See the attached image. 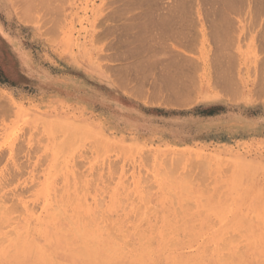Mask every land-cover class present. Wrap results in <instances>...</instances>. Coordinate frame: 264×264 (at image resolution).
<instances>
[{
    "label": "rangeland",
    "instance_id": "obj_1",
    "mask_svg": "<svg viewBox=\"0 0 264 264\" xmlns=\"http://www.w3.org/2000/svg\"><path fill=\"white\" fill-rule=\"evenodd\" d=\"M128 1L0 0V46H9L7 47L9 59L17 60L23 56L24 61L21 60L23 62L19 63L28 65L25 66L26 68H19L22 75L21 85L14 86L16 78L4 71L5 62L0 50V101L2 100L0 107L4 106L3 109L0 108V207H2L0 208V264H100L103 256L116 257L119 254L116 257H119L117 264H137L139 260L138 264L153 262L155 264H196L197 262L228 264L229 260H231L229 264H264V220L262 221L264 219V12L258 9H252V11L256 10L252 12L250 10L252 6L245 5L248 2L239 1L237 6L244 8L241 7L243 10H240V13L237 10L241 8L230 13L233 18L229 17L233 19V23L229 28L218 24L216 18H221V15L217 16L215 10H212L215 11V16L208 12V15L189 17L191 23L187 24L185 30H190L193 44L202 43L204 49L213 57L223 44L230 55L239 57V63H188L185 64L188 70L184 64L180 66H185V70L178 66L179 64H168L163 68L159 67L162 64L109 65L104 60L105 8L110 9L120 5L126 7ZM192 1L191 7L195 5L193 6L195 8L204 6L209 8V4L215 2L209 0L211 3L208 4L204 3L206 0L200 3L198 0L193 3ZM211 6L210 10L214 9ZM217 13L219 14V11ZM214 28H217L219 33L228 31L229 34L227 32L225 38L230 36L231 39L227 38L230 41L217 38V33L214 32L218 30ZM217 39L221 43L217 42ZM15 48L22 55H18ZM110 67H122L121 76L123 81L127 82L126 85L152 83L153 80L160 84L159 81L163 82L161 79L164 77L163 72L168 68L166 72L173 74L177 82L182 78L188 80L191 95L182 96L183 98L177 94L172 95L173 97L170 98L176 100V106L185 105V107L176 108L173 112H164L165 106L162 105H165L168 97L166 87L161 86V91L157 90L160 94L156 92L150 100L146 96L148 93L146 88L141 90L138 88L137 91L128 87L123 90H110L104 79L105 69L110 70ZM158 74L161 76L159 77ZM176 74L180 75L176 76ZM156 76L159 78L156 79ZM116 105H121L126 110L120 121L108 112ZM119 123L120 126L117 125ZM99 148H102L101 151ZM166 160L170 163L167 164ZM224 168L228 169L227 172ZM162 169L164 173L171 172L169 178L166 176L168 174H160ZM171 170L174 173L173 182L170 179L173 175ZM76 171L81 173L80 179L77 178L80 173L76 175ZM186 175L191 176V181L187 180L189 176ZM183 176L187 178L184 179ZM142 178L144 181L146 179V182L149 180L148 189L145 188L147 184ZM92 180L95 182L92 183ZM68 181L71 182L70 185ZM78 186L83 190L79 189V192ZM143 189L148 191L144 193ZM168 190L173 191L175 196ZM7 192L9 194H6ZM215 193L217 195L214 196ZM71 194L75 197H71ZM172 195L176 198L175 202ZM86 196L91 199L87 200ZM96 198L104 201L98 200L100 202L98 203ZM73 199L76 201L73 202ZM80 199H83L85 207ZM101 203H104L102 208L101 205L99 206ZM134 204L138 208L144 206L145 212H142L145 215L150 211L147 218L139 213L142 208L139 210L136 208L138 212H135L140 214L138 215L140 217L133 215ZM7 205L13 208L20 207L23 210L11 211L10 207L11 212L8 213ZM154 206L157 211L154 210ZM95 207L96 211L100 210L97 211L99 216ZM147 207L149 210L146 212ZM176 207L182 213L178 212ZM59 208L65 214L64 218L68 215L71 220L69 222L76 228L80 238L77 237L74 227L66 221L68 218H63ZM136 209L134 211H137ZM76 211L83 213L80 218L78 213L73 217ZM102 211L111 218L110 227L117 221L115 224L117 228L105 231L107 228L104 229V225L110 219L105 216L100 224L103 226L102 230L99 226L103 218L100 214ZM227 211H230L231 215ZM55 212H60L62 216L59 217ZM221 212L224 213L223 216ZM128 214L133 216L130 217ZM82 215L87 216L90 221L87 219L82 221ZM135 218H138V221H135ZM126 219L128 220L122 224ZM176 219L181 220L176 221ZM139 221L142 222L137 226ZM92 222L95 225L91 224V227H87V224L90 225ZM132 223L136 225L133 226ZM27 225L28 228L32 227L29 228L31 232ZM7 226L9 227L6 230ZM176 226L180 227L179 230ZM145 229L148 230V234ZM8 230L11 234L7 233ZM110 231L112 233L115 231L118 236L125 235L126 238L121 237L123 241H120L118 240L120 237L111 235L113 240ZM164 231L167 233L164 234ZM185 232L191 233L192 236L185 235ZM224 233L226 235L221 236ZM19 236L23 238L21 241ZM96 236L103 238L94 239L93 237ZM232 236L238 241L235 242ZM2 237H4L3 241ZM224 237L231 238L230 243L233 244L227 246L228 239H223ZM8 238L11 240L9 241ZM150 238L153 240L151 247L147 245L151 241ZM86 239L92 242L88 243L92 250L94 247L96 252L100 253L101 260L93 263L84 255L85 251L91 250L87 243L84 244V241L87 242ZM173 239H176L177 243L181 240L179 246ZM221 240H226L224 241L226 243ZM18 241L22 244H18ZM124 241H128L129 245L127 242L124 245ZM145 241L148 243L146 244ZM169 241H172L170 243L172 246ZM35 242L40 246L37 247ZM114 242L115 248L113 247L115 245H112ZM239 242L243 243L239 244ZM165 243L167 245L163 246ZM220 243L227 248L224 246L223 249L220 248L222 246ZM81 245L85 246L83 247L85 251L81 249ZM123 245L126 252L118 254L123 251L121 248ZM206 245L210 247L206 249L208 252H204ZM187 249L189 251H186ZM238 249H242L243 254L240 251L239 253ZM10 250L12 253L9 252ZM131 250L134 255L130 254ZM168 250L173 251L168 252ZM236 251L239 256L238 253L237 256L235 255ZM43 252L47 258H44ZM137 252L141 255L139 256ZM223 252H226L225 255L229 253L227 257L231 255L234 260L229 257L225 263L226 256L222 254ZM51 253L54 254L52 259ZM240 254L243 256L240 257ZM132 255L135 257H131ZM46 259L47 262L44 263Z\"/></svg>",
    "mask_w": 264,
    "mask_h": 264
},
{
    "label": "crops",
    "instance_id": "obj_2",
    "mask_svg": "<svg viewBox=\"0 0 264 264\" xmlns=\"http://www.w3.org/2000/svg\"><path fill=\"white\" fill-rule=\"evenodd\" d=\"M138 1H136V0H129L127 2L126 7H123V6L120 5L118 7H114V8H110V9L105 8V23H104V60H105V63L106 64H109V65H122V64H135V63L138 64L139 62H141L143 65L144 64H147V63L148 64H159V62L162 63V60L163 61L166 60L165 62L172 61V64H173V62H174V64H176L177 62H178L177 64H180V63H182V64H188V63H193L194 62L193 60H195V61L198 60L197 63H200V64H203V63H212V62H215V63H219L220 62V63H222L223 60H224L223 63H239L240 62V59H239L238 56L231 55L232 56L231 57L229 55L230 53L226 51L227 49L225 48V46L223 44H222L223 46H221V48H220V51L217 52L219 54V55H216L217 57L216 56L213 57V55H211L207 50H205L204 47H203V45H202V43L193 44L192 37H191V33H188L189 31H187V30L185 31V27L187 26V24L191 23V18H189V17H191V16H199V15H203V14L204 15H208V11L206 12V10H207L206 8L205 9H203V8H200L199 9L198 8V10H197V8L191 7V3H190L191 1L190 0H187V1L186 0H179V2H178V0H160V1L159 0H157V1L155 0L156 3H154V0H148L149 2H147L146 0H145L146 1L145 2L143 0L142 1L143 3H141V0H138ZM174 1L176 3H174ZM180 1H183V2H180ZM184 1H186V2H189L190 1V2L188 3V5L186 4L183 7H179V6H181V5H183V4L186 3ZM177 2H178V7H177L178 10L176 8ZM129 3H130V5H129ZM149 4H151L153 6H150ZM171 4H173L176 9L175 8L174 9L173 8H170V6L172 7ZM156 5L158 6V8H155ZM164 5H165L166 9L164 8ZM188 7H191L193 10H191V8H188ZM167 8H169V9L167 10ZM150 9H153V10H150ZM171 9H172L173 12H177L178 14H176V13L175 14L174 13L172 14L171 13V16H169L170 15V12H171ZM145 11H147V12H145ZM155 11L156 12L158 11L157 12V15L153 14ZM199 11H202V12H199ZM150 12H153V13H150ZM181 13L184 14L185 16H187V17H185ZM180 14L182 15V17H180L181 16ZM188 14H189V16H188ZM167 15L169 17H167ZM156 16H158V17H156ZM229 16H230V14H229ZM160 17L162 19H164V20H165L166 17L168 19H166V21L163 22ZM153 18H155V19L153 20ZM221 18L223 20L222 15H221ZM221 18H220V20H221ZM227 18H225V21L224 20L222 21L223 24L220 23L221 22L220 20H218L219 25L222 24L221 26H223V27H225V26L227 27L228 26V28H229V25L232 24L231 23L232 20H230L231 22L229 21V19L227 20V21L230 22V24H229V22L226 21ZM153 21H155L156 23L153 22ZM143 23H146V26H145L146 29H145V31H144V27L142 29V26H144V25H142ZM149 23L150 24L153 23L156 26L155 25H154L155 27L153 25L151 26ZM169 23H170V25L171 24L172 25L174 24L173 26L171 25V27H173L174 31L176 29L175 32L174 31H171L172 32L171 33L170 31H168V30H171L172 29L170 27ZM179 26L181 28H183V30ZM165 27H167V28H165ZM176 27H178V28H176ZM155 28H156V30H154ZM150 31H151V33H150ZM155 32H156V35H155ZM222 33H219L218 32L217 38H220V37L221 38H225V36H223L224 33L223 34ZM186 34H190V35L189 36L188 35L186 36ZM138 35H140V36H138ZM224 35H227V33L224 34ZM141 36H142L143 39L141 38ZM157 36L159 37V39H161V36H162V39L163 40L161 39V40L158 41V43H155V42H157L156 39H158ZM168 36H170V38H168ZM173 36L175 38H177V39H175ZM150 38H152V39L154 38L153 39V42H152V39H150ZM143 40L144 41H147L146 44H144V42H141ZM182 40H184V41H182ZM162 43L165 46H163ZM179 43H181V44H179ZM157 44L158 45H162V46H159V48L162 47L161 48L162 51H161V49L158 48ZM170 44H171V46H170ZM152 45H156V46L153 47ZM136 46H137V48L140 47L141 49L140 50H137L136 49ZM125 47H127V48H125ZM166 47H168V48H166ZM172 47L174 48V50H173ZM132 48H134V49H132ZM147 48H149V49H147ZM154 48H156V49L154 50ZM223 48H224V50H222ZM133 50H136V51L132 52ZM142 50H144L145 53H142L143 52ZM138 51H139V53L141 52L142 55L141 54L138 55V53H136ZM193 51H194V53H193ZM127 52H128V54H126ZM224 53H225V55H224ZM185 55L187 56V58H186ZM226 55H228L230 57L228 58V56H226ZM138 56H141V57H138ZM189 56L191 57L190 59H189ZM221 57H222V59H221ZM144 58H146V59H144ZM171 58H172V60H170ZM173 58H175L177 61H175V59H173ZM184 58H186V59H184ZM214 58H216V59H214ZM187 59H189V60L187 61ZM138 60H140V61H138ZM183 60H184V62H183ZM217 61H219V62H217ZM145 62H147V63H145ZM141 63H139V64H141ZM194 63H196V62H194ZM164 64L167 65V63H164ZM169 64H171V63H169ZM121 71H122V67H114V68L113 67H110V70L105 69L104 79H105V82L107 83V85L109 86L110 90H112V89H120V90H123V89H125V87H128L129 89H135L137 91V89L139 87L140 88H146V91H148V93L146 94V96H147V98H149V100L155 96L154 95L155 94L154 92H156L157 90L158 91H161V86L164 87V85H165L164 82H167L168 79H169V81L170 80L171 81L173 80L174 83H172L171 85L169 83L167 84V86L165 85V87L167 89L166 91H167V96L168 97L166 99L165 105H162L163 107L165 106V109H163L164 112H173L176 108H180V107L181 108H184L185 107V105L176 106L175 105L176 100L175 99H171L170 96L175 95V93L177 94L178 92H181V91L183 92L184 89L186 90V92H184V94L181 92L182 94L178 93L180 95H178V94L177 95L178 96H181V97L182 96H186V95H191V87H188L190 85L187 83V81H185V78H182L181 80H183V82L185 81L186 82L185 83L186 85L184 83L178 84L179 82L176 83V84H178V85H176L175 84V81L176 80L174 78H172L173 76L170 75L169 73H165L164 74V77L161 78L163 80V83H160L161 85H159V83L154 82V80H153L152 83L148 82L147 84H145V83H143V84L142 83L141 84L140 83H137L136 85L135 84L133 85L132 83H129L128 85H126L125 82H123V79H122V76H121ZM165 75L167 77L168 76H171L172 79L170 77L165 78L166 77ZM158 76H159V74H158ZM164 79H167V80H164ZM142 85H144V87ZM173 85L175 86L174 88L172 87ZM158 86H159V88H157ZM184 86H187L188 89H186L187 87H184ZM178 87H179V90H178ZM13 89L14 90L21 91L19 89H15V88H13ZM176 90H178V92ZM172 93H174V94H172ZM170 94H172V95H170ZM170 100H172V101H170ZM158 110H162V109H158ZM125 111L126 110L123 109V107L121 105H116V107L114 109H109L108 112H109V114L111 116L113 115L114 117H116L117 120L120 121L121 118L123 117V115H125L124 114ZM117 125L120 126V123L117 124Z\"/></svg>",
    "mask_w": 264,
    "mask_h": 264
},
{
    "label": "bare ground",
    "instance_id": "obj_3",
    "mask_svg": "<svg viewBox=\"0 0 264 264\" xmlns=\"http://www.w3.org/2000/svg\"><path fill=\"white\" fill-rule=\"evenodd\" d=\"M136 1H138V0H136ZM142 1H143V0H141V3H143ZM144 1H145V0H144ZM146 1L149 2L148 0H146ZM146 1H145V2H146ZM156 1H157V0H156ZM156 1L154 0V3H156ZM159 1H160V0H159ZM159 1H158V2H159ZM186 1H187V0H186ZM186 1H184V2H186ZM190 1H192V0H190ZM190 1H189V2H190ZM195 1H196V0H193L192 3L195 2ZM200 1H202V0H198V3H200ZM207 1H208V2H207ZM211 1H212V0H211ZM214 1H215V2H214ZM239 1L242 2V0H213L212 2H214V3H211V2H209V0H206V1H204V3H208V4L211 3V5H213V6H211V5L209 4V8H208V7L206 8V7L204 6L203 9L206 8V9H207L206 12L208 11V12H210V13H213L214 16H215V13H214V12H215V11H217V12L219 11L220 14H218V13L216 12L217 16H218V15H219V16L222 15L224 21H225V18L228 17V18L226 19V21H227L228 19H229V21H230L231 18H233V17L230 16L231 18H229V14H230L232 11H234V10H235L234 12H236V9L242 7V6H241V7H238V6H237V4H239ZM138 2H139V1H138ZM145 2H144V3H145ZM158 2H157V3H158ZM178 2H179V0H178ZM178 2H177V4H176V5H177L176 8L178 7ZM180 2H183V1H180ZM189 2H186V3L183 4V5L180 4L181 6H179V7H183V6L186 5V4L188 5ZM244 2H248L247 4H245L246 6H247V5H249L250 7L252 6V7L250 8L251 11H252V9H258L259 11L264 12V0H245ZM135 3H136V2H135ZM150 3H151V2H150ZM166 3H167V2H166ZM174 3H176V2L174 1ZM190 3H191V2H190ZM152 4H153V3H152ZM194 4H195V3H194ZM241 4H242V3H241ZM129 5H130V3H129ZM142 5H143V4H142ZM149 5H150V6H153L154 4H153V5L149 4ZM159 5H160V4H159ZM167 5H168V4H167ZM169 5H170V4H169ZM171 5H172V7L170 6V8H173V9H174L175 6H174L173 4H171ZM202 5H203V3H201V6H202ZM204 5H205V4H204ZM215 5H217V8H215ZM150 6H149V7H150ZM156 6H157V5H156ZM156 6H155V8H158V6H157V7H156ZM161 6H162V5H161ZM173 6H174V7H173ZM193 6H195V5H192V7H193ZM197 6H199V5L197 4ZM207 6H208V5H207ZM210 6H211L212 8H214V9H211V10H210ZM25 7H26V6H25ZM162 7H163V6H162ZM236 7H237V8H236ZM127 8H128V7H127ZM155 8H154V9H155ZM164 8L166 9L165 5H164ZM176 8H175V9H176ZM188 8H191V7H188ZM193 8H195V7H193ZM199 8H200V7H199ZM201 8H202V7H201ZM242 8H244V6H243ZM242 8L239 9V11L237 10V12L240 13V10H241V11L243 10ZM25 9H26V8H25ZM148 9H149V8H148ZM168 9H169V8H167V10H168ZM23 10H24V9H23ZM26 10H27V9H26ZM146 10H147V9H146ZM150 10H153V9H150ZM177 10H178V8H177ZM191 10H193V9L191 8ZM194 10H195V9H194ZM197 10H198V7H197ZM209 10H210V11H209ZM212 10H215V11L213 12ZM244 10H246V7H245ZM27 11H28V10H27ZM148 11H149V10H148ZM169 11H170V10H169ZM186 11H187V10H186ZM204 11H205V10H204ZM253 11H256V10H253ZM253 11H252V12H253ZM145 12H147V11H145ZM145 12H144V13H145ZM155 12H156V11H155ZM155 12H154V13H153V12H150V13H153V14L157 15V12H158V11H157L156 13H155ZM167 12H168V11H167ZM187 12H188V11H187ZM195 12H196V11H195ZM199 12H202V11H199ZM247 12L249 13L250 11L248 10ZM24 13H26V11H25ZM171 13H172V14H173V13H174V14H175V13L178 14L177 12H173L172 9H171V12H170V15H169V16H171ZM27 14H28V12H27ZM166 14H167V13H166ZM181 14H182V13H181ZM181 14H180V15H181ZM201 14H202V13H201ZM206 14H207V13H206ZM251 14H252V13H251ZM251 14H250V15H251ZM257 14H258V13H257ZM28 15H29V14H28ZM144 15H145V14H144ZM144 15H143V16H144ZM182 15H184V14H182ZM182 15H181L180 17H182ZM186 15H187V14H186ZM203 15H204V14H203ZM213 15H212V16H213ZM248 15H249V14H248ZM252 15H253V14H252ZM254 15H256V12H254ZM29 16H30V15H29ZM145 16H146V15H145ZM148 16H149V15H148ZM169 16L167 15V17H169ZM184 16H185V15H184ZM188 16H189V14H188ZM256 16H257V15H256ZM30 17H31V16H30ZM138 17H139V16H138ZM140 17H141V16H140ZM156 17H158V16H156ZM167 17L165 18V20L162 19L161 17H160V18H161V20L164 22V21H166V19H168ZM185 17H187V16H185ZM220 17H221V16H220ZM259 17H260V16H259ZM263 18H264V17H263ZM154 19H155V18H153V20H154ZM194 19H195V18H194ZM213 19H214V18H213ZM216 19H217V20H220V18H219V19L216 18ZM214 20H215V19H214ZM223 20H222V18H221V20H220L221 22H220V23L223 24V22H222ZM150 21H151V20H150ZM184 21H185V20H184ZM229 21H227V22H229ZM232 21H233V19H232ZM151 22H152V21H151ZM153 22H155V21H153ZM214 22H215V21H214ZM230 22H231V21H230ZM230 22H229V24H230ZM155 23H156V22H155ZM161 23H162V22H161ZM170 23H171V22H170ZM170 23H169V25H170ZM172 23H173V22H172ZM177 23H178V22H177ZM177 23H176V24H177ZM212 23H213V22H212ZM231 23H233V22H231ZM149 24H150V23H149ZM176 24H175V25H176ZM208 24H209V23H208ZM213 24H215V23H213ZM218 24H219V23H218ZM222 24H221V25H222ZM226 24H227V23H226ZM226 24H225V25H226ZM235 24H236V22H235ZM142 25H144V26H142V29H143V27H144V31H145V29H146V28H145L146 23H143ZM147 25H148V24H147ZM150 25H151V26H152V25L154 26L155 24L152 23V24H150ZM171 25H172V24H171ZM171 25H170V27H171ZM173 25H174V24H173ZM173 25H172V26H173ZM177 25H178V24H177ZM179 25H180V24H179ZM198 25H199V24H198ZM215 25H216V24H215ZM227 25H228V24H227ZM231 25H232V24H231ZM148 26H149V25H148ZM151 26H150V27H151ZM155 26H156V25H155ZM155 26H154V27H155ZM212 26H213V25H212ZM174 27H175V26H174ZM179 27H180V26H179ZM215 27H216V26H215ZM229 27H230V25H229ZM139 28H140V27H139ZM152 28H153V27H152ZM158 28H159V27H158ZM165 28H167V27H165ZM171 28H172V29H171V30H168V31H170V32H171V31H174L173 27H171ZM176 28H178V27H176ZM180 28H181V27H180ZM212 28H213V27H212ZM220 28H221V27H220ZM227 28H228V26H227ZM159 29H160V28H159ZM163 29H164V28H163ZM169 29H170V28H169ZM181 29L183 30V28H181ZM190 29H191V28H190ZM214 29H215V30H218L217 28H214ZM222 29H223V28H222ZM222 29H221V30H222ZM225 29H226V28H225ZM129 30H130V29H129ZM140 30H141V29H140ZM149 30H150V29H149ZM154 30H156V28H155ZM177 30H178V29H177ZM192 30H193V29H192ZM211 30H212V29H211ZM175 31H176V29H175ZM175 31H174V32H175ZM185 31H186V30H185ZM192 32H193V31H192ZM218 32H219V30H218L217 32L215 31L214 34H216V33L218 34ZM227 32H228V31H226L225 33L223 32V33L226 34ZM148 33H149V32H148ZM150 33H151V31H150ZM158 33H159V32H158ZM158 33H157V34H158ZM171 33H172V32H171ZM180 33H181V32H180ZM182 33H183V32H182ZM188 33H191L190 30H189ZM220 33H221V31H220ZM223 33H222V34H223ZM224 34H223V36H226V35H224ZM228 34H229V32H228ZM228 34H227V35H228ZM132 35H133V34H132ZM132 35H131V36H132ZM155 35H156V32H155ZM160 35H161V34H160ZM160 35H159V36H160ZM163 35H164V34H163ZM165 35H166V34H165ZM169 35H170V34H169ZM187 35L189 36L190 34H186V36H187ZM138 36H140V35H138ZM151 36H152V35H151ZM166 36H167V35H166ZM135 37H136V36H135ZM146 37H147V36H146ZM157 37H158V36H157ZM173 37H174V36H173ZM176 37H177V36H176ZM136 38H137V37H136ZM141 38H142V36H141ZM147 38H148V37H147ZM163 38H164V37H163ZM168 38H170V36H168ZM174 38H175V37H174ZM227 38H230V36H228ZM227 38H224V40L227 39ZM142 39H143V38H142ZM150 39H152V38H150ZM153 39H154V38H153ZM153 39H152V42H153ZM161 39H162V36H161ZM161 39H159V37H158V39H156L157 42H155V43H158V41L161 40ZM164 39H165V38H164ZM175 39H177V38H175ZM230 39H231V38H230ZM162 40H163V39H162ZM180 40H181V39H180ZM227 40L230 41L229 39H227ZM2 41H3V40H2ZM138 41H139V40H138ZM154 41H155V40H154ZM164 41H165V40H164ZM166 41H167V40H166ZM177 41H178V40H177ZM182 41H184V40H182ZM182 41H181V42H182ZM188 41H189V40H188ZM141 42H144V44H146L147 41H144V40H143V41H141ZM141 42H140V43H141ZM169 42H170V41H169ZM215 42H216V41H215ZM217 42H219L218 39H217ZM226 42H227V41H226ZM132 43H133V42H132ZM155 43H154V44H155ZM184 43H185V42H184ZM184 43H183V44H184ZM187 43H188V42H187ZM187 43H186V44H187ZM189 43H190V42H189ZM219 43H221V41H220ZM2 44H3V43H2ZM177 44H178V43H177ZM179 44H181V43H179ZM228 44H229V43H228ZM138 45H139V44H138ZM162 45L165 46L163 43H162ZM162 45H158V44H157L158 48H159V46H162ZM168 45H169V44H168ZM168 45H167V46H168ZM219 45H220V44H219ZM221 45H222V44H221ZM152 46L155 47L156 45H152ZM170 46H171V44H170ZM191 46H192V45H191ZM222 46H223V45H222ZM7 47H9V46H7V45H1V46H0V50H2V58H3V62H5V67H4L5 70H4V71H6V72H7L9 75H11L12 77L16 78V80H15V82H14V86H16V87H20V85H21V80H22V75H21V73L19 72V68H26L25 66H28V65H27V64H26V65L23 64V65H24V66H23L22 64L19 63V62H23V61H24L23 56H22V57H19V59H17V60H19V61H17V60H13V59H9L10 57L8 58L9 52H8ZM153 47H152V48H153ZM218 47H219V46H218ZM227 47H228V46H227ZM125 48H127V47H125ZM158 48H157V49H158ZM161 48H162V47H161ZM161 48H159V49H161ZM166 48H168V47H166ZM172 48H173V47H172ZM132 49H134V48H132ZM132 49H131V50H132ZM136 49H137V50H140L141 48H140V47L137 48V46H136ZM142 49H143V48H142ZM147 49H149V48H147ZM155 49H156V48H154V50H155ZM159 49H158V50H159ZM185 49H186V48H185ZM15 50H17V49L15 48ZM154 50H153V51H154ZM165 50H166V49H165ZM169 50H170V49H169ZM173 50H174V48H173ZM173 50H172V51H173ZM222 50H224V48H223ZM222 50H221V51H222ZM134 51H136V50H133L132 52H134ZM142 51H143L142 53H145L144 50H142ZM153 51H152V52H153ZM161 51H162V49H161ZM219 51H220V50H219ZM158 52H159V51H158ZM169 52H170V51H169ZM136 53H138V55L141 54V52L139 53V51L136 52ZM150 53H151V52H150ZM162 53H163V52H162ZM216 53H217V52H216ZM17 54H18V55H22V54H20V52H19L18 50H17ZM126 54H128V52H127ZM132 54H133V53H132ZM147 54H148V53H147ZM155 54H156V53H155ZM155 54H154V55H155ZM160 54H161V53H160ZM168 54H169V53H168ZM135 55H136V54H135ZM141 55H142V54H141ZM148 55H149V54H148ZM183 55H184V54H183ZM216 55H219V54L217 53ZM224 55H225V53H224ZM224 55H223V56H224ZM229 55H230V54H229ZM120 56H121V55H120ZM143 56H144V55H143ZM159 56H160V55H159ZM178 56H179V55H178ZM185 56H186V55H185ZM221 56H222V55H221ZM226 56H228V55H226ZM230 56H231V55H230ZM230 56H228V58H229ZM138 57H141V56H138ZM176 57H177V56H176ZM176 57H175V58H176ZM216 57H217V56H216ZM231 57H232V56H231ZM6 58H7V59H6ZM161 58H162V57H161ZM175 58H173V59H175ZM186 58H187V56H186ZM186 58H184V59H186ZM190 58H191V57L189 56V59H190ZM144 59H146V58H144ZM176 59H177V58H176ZM176 59H175V61H177ZM178 59H179V58H178ZM189 59H187V61H188ZM221 59H222V57H221ZM225 59H226V58H225ZM6 60H7V61H6ZM21 60H23V61H21ZM157 60H158V59H157ZM161 60H162V59H161ZM170 60H172V58H171ZM138 61H140V60H138ZM141 61H142V60H141ZM146 61H147V60H146ZM153 61H154V60H153ZM165 61H166V60H164V61L162 60V63H163V62H164V63H167V65H168L169 63L172 64V61H168V62H165ZM193 61L196 62V64H197V61H198V60H197V61L193 60ZM213 61H214V60H213ZM219 61H220V60H219ZM219 61H217V62H219ZM136 62H137V61H136ZM158 62H159V61H158ZM183 62H184V60H183ZM185 62H186V61H185ZM194 62H193V63H194ZM223 62H224V60L222 61L221 64H223ZM137 63H138V62H137ZM139 63H141V62H139ZM139 63H138V64H139ZM145 63H147V62H145ZM151 63H152V62H151ZM160 63H161V62H159V64H160ZM162 63H161V64H162ZM164 63H163V64H164ZM177 63H178V62H177ZM177 63H176V65H177ZM179 63H180V62H179ZM219 63H220V62H219ZM135 64H136V63H135ZM141 64H142V63H141ZM141 64H140V65H141ZM147 64H148V63H147ZM163 64H162V66H159V67H162V68H163V67L165 66V64H164V65H163ZM173 64H174V62H173ZM199 64H200V63H199ZM136 65H137V64H136ZM142 65H143V64H142ZM167 65H166V66H167ZM180 65H182V63H180L178 66H180ZM184 65H185V64H184ZM190 65H191V64H190ZM21 66H22V67H21ZM174 66H175V65H174ZM178 66H176V68H177ZM185 66H186V65H185ZM185 66H184V67H181V66H180V67H181L182 69L185 70ZM222 66H225V65H222ZM145 67H146V66H145ZM180 67H179V68H180ZM137 68H138V67H137ZM137 68H136V69H137ZM139 68H140V66H139ZM162 68H161V69H162ZM179 68H178V69H179ZM181 68H180V70H181ZM129 69H130V68H129ZM131 69H132V68H131ZM161 69H160V70H161ZM166 69H168V68H165L164 72H166ZM186 69L188 70V67H187V66H186ZM176 70H177V69H176ZM180 70H178V71H180ZM229 70H230V69H229ZM229 70H228V71H229ZM131 71H132V70H131ZM138 71H139V70H138ZM158 71H159V69H158ZM162 71H163V69H162ZM162 71H161V73H162ZM167 71H168V70H167ZM153 72H154V71H153ZM164 72H163V76H164ZM225 72H226V71H225ZM148 73H149V72H148ZM148 73H147V74H148ZM155 73H156V72H155ZM166 73H170V72H166ZM175 73H176V72H175ZM193 73H194V72H193ZM193 73H192V74H193ZM226 73H228V72H226ZM220 74H222V72H220ZM224 74H225V73H224ZM144 75H145V74H144ZM171 75L173 76V74H171ZM177 75H180V74H176V76H177ZM183 75H184V74H183ZM183 75H182V76H183ZM189 75H190V74H189ZM225 75H227V74H225ZM160 76H161V75H160ZM160 76H159V77H160ZM165 76H166V75H165ZM174 76H175V75H174ZM176 76H175V77H176ZM139 77H140V76H139ZM150 77H151V76H150ZM150 77H149V78H150ZM157 77H158V76H156V79H157ZM159 77H158V78H159ZM168 77L171 78V76H168ZM168 77L166 76L165 78H168ZM178 77H179V76H178ZM142 78H143V77H142ZM142 78H141V79H142ZM144 78H145V77H144ZM146 78H147V77H146ZM172 78H173V77H172ZM172 78H171V79H172ZM154 79H155V77H154ZM186 79H187V78H186ZM227 79H228V78H227ZM146 80H147V79H146ZM158 80H160V79H158ZM164 80H167V79H164ZM175 80H177V78H176ZM178 80H179V79H178ZM142 81H143V80H142ZM155 81H156V80H155ZM170 81H171V80H170ZM170 81H169V79H168L167 82H164L165 85L167 86L168 83H169L170 85H171L172 83H174L173 80H172L171 82H170ZM185 81H188V80H185ZM185 81L183 82V80H181V81L179 80V81H178L179 83H178L177 81H175V84H176V82H177L178 84H181V83H184V84H185V83H186ZM123 82H125V81H123ZM159 82L163 83L162 81H159ZM125 83H127V82H125ZM141 83H142V82H141ZM142 84H143V83H142ZM145 84H147V83H145ZM178 84H176V85H178ZM184 84H183V85H184ZM191 84H192V83H191ZM226 84H227V83H226ZM262 84H263V83H262ZM159 85H161V84H159ZM165 85H164V88H165ZM170 85H169V86H170ZM185 85H186V84H185ZM227 85H228V84H227ZM263 85H264V84H263ZM142 86L144 87V85H142ZM191 86H192V85H191ZM228 86H229V85H228ZM231 86H232V85H231ZM162 87H163V86H162ZM172 87L174 88L175 86L173 85ZM176 87H177V86H176ZM184 87H187V86H184ZM188 87H190V86H188ZM188 87H187L186 89H188ZM222 87H224V86H222ZM139 88H140V87H139ZM155 88H156V87H155ZM157 88H159V86H158ZM136 89H137V88H136ZM223 89H224V88H223ZM225 89H228V88L225 87ZM138 90H139V89H138ZM140 90H141V88H140ZM178 90H179V87H178ZM178 90H176V91L178 92ZM229 90H230V88H229ZM169 91H170V90H169ZM173 91H174V90H173ZM140 92H141V91H140ZM156 92H157V93H156ZM156 92H154V93H156V94H160V92H158V91H156ZM174 92H175V91H174ZM181 92H182V91H181ZM181 92H178V93H180V94L183 93V94H184V92H186V90L184 89L183 92H182V93H181ZM162 93H164V92H162ZM178 93H177V94H178ZM140 94H141V93H140ZM164 94H165V93H164ZM172 94H174V93H172ZM172 94H170V95H172ZM180 94H178V95H180ZM187 94H188V93H187ZM134 95H135V94H134ZM175 95H176V93H175ZM178 95H177V96H178ZM136 96H137V95H136ZM139 97H140V96H139ZM170 97H171V96H170ZM172 97H173V96H172ZM182 98H183V97H182ZM182 98H181V99H182ZM1 101H2V100H1ZM1 101H0V103H1ZM4 101H5V100H4ZM170 101H172V100H170ZM180 101H181V100H180ZM6 102H7V101H6ZM6 102H5V103H6ZM1 104H2V103H1ZM1 104H0V105H1ZM4 105H5V104H4ZM2 106H3V105H2ZM5 107H6V105H5ZM0 108L3 109L4 106H3V107H0ZM6 108H7V107H6ZM5 110H6V109H5ZM5 110H3V111H5ZM57 137H58V135H57ZM57 137H56V139H57ZM59 138H60V136H59ZM57 140H58V139H57ZM89 141H90V140H89ZM93 141H94V140H93ZM91 143H92V142H91ZM99 143H100V142H99ZM92 144H94V142H93ZM87 145H88V143H87ZM88 147H89V146H88ZM91 147H92V145H91ZM98 147H99V146H98ZM100 147H101V146H100ZM108 147H109V146H108ZM80 148H81V147H80ZM95 148H96V146H95ZM100 149H102V148H99V150H100ZM117 149H118V148H117ZM88 150H89V149H88ZM96 150H97V148H96ZM82 151H83V150H82ZM86 151H87V150H86ZM100 151H101V150H100ZM87 152H88V151H87ZM93 154H94V153H93ZM167 156H168V155H167ZM173 157H174V156H173ZM58 158H59V157H58ZM75 158H76V157H75ZM131 158H132V157H131ZM176 158H177V157H176ZM168 159H170V158H168ZM179 159H180V158H179ZM182 159H183V158H182ZM173 160H174V159H173ZM54 161H55V160H54ZM75 161H76V160H75ZM77 161H78V160H77ZM166 161L168 162V160H166ZM191 161H192V160H191ZM55 162H56V161H55ZM55 162H54V163H55ZM167 162H166V163H167ZM177 162H179V161H177ZM75 163H76V162H75ZM81 163H82V162H81ZM147 163H148V162H147ZM147 163H146V164H147ZM169 163H170V162H168L167 164H169ZM58 164H59V163H58ZM58 164H57V165H58ZM173 164H174V163H173ZM79 165H80V163H79ZM189 165H190V163H189ZM189 165H188V166H189ZM208 165H209V164H208ZM208 165H207V166H208ZM166 166H167V165H166ZM205 166H206V165H205ZM21 167H22V166H21ZM115 167H116V166H115ZM118 167H119V166H118ZM118 167H117V168H118ZM52 168H53V166H52ZM55 168H56V167H55ZM80 168H81V167H80ZM163 168H164V167H163ZM170 168H171V167H170ZM227 168H229V167H227ZM227 168H224V169H225V172H227V171H226V170H228ZM11 169H12V168H11ZM112 169H113V168H112ZM115 169H116V168H115ZM174 169H175V168H174ZM174 169H172V170L174 171ZM117 170H118V169H117ZM117 170H116V171H117ZM163 170H164V169H162V171H163ZM168 170H169V169H168ZM172 170H171V171H172ZM189 170H191V168H190ZM198 170H199V169H198ZM205 170H206V169H205ZM50 171H51V170H50ZM116 171H115V172H116ZM162 171H160V174H161V175H162V174H164V175L168 174V175H166V176H167V178H169L171 172H168V171H167L168 173H167V172L164 173V171H163V172H162ZM169 171H170V170H169ZM173 171H172V174H173L172 176H173V178H172V176L170 177V179L172 180L171 182H173V179H174V173H173ZM93 172H94V171H93ZM113 172H114V169H113ZM113 172H112V173H113ZM142 172H144V170H143ZM161 172H162V173H161ZM196 172H197V171H196ZM211 172H212V171H211ZM12 173H13V172H12ZM79 173H80V172H79ZM79 173L76 171V175L79 174ZM117 173H118V171H117ZM169 173H170V174H169ZM175 173H176V172H175ZM212 173H213V172H212ZM10 174H11V173H10ZM187 174H188V173H187ZM189 174H190V173H189ZM95 175H97L96 172L94 173V176H95ZM103 175H104V174H103ZM116 175H117V174H116ZM147 175H148V174H147ZM164 175H163V176H164ZM201 175H202V174H201ZM12 176H13V175H12ZM72 176H74V174H73ZM143 176H144V175H142V177H143ZM149 176H150V175H149ZM149 176H148V177H149ZM163 176H162V177H163ZM186 176H187V177L189 176V178H187ZM186 176H183L184 179L187 178V180L189 179L188 181H191V178H190L191 176H190V175H186ZM60 177H61V176H60ZM76 177H77V176H76ZM79 177H81V173L79 174V176H78L77 178H79ZM95 177H96V176H95ZM95 177H94V179H95ZM112 177H113V176H112ZM192 177H193V176H192ZM206 177H207V176H206ZM144 178H145V177H144ZM146 178H147V177H146ZM70 179H72V178H70ZM75 179H76V178H75ZM79 179H80V178H79ZM105 179H107V178L105 177ZM108 179H109V177H108ZM112 179H113V178H112ZM133 179H134V178H133ZM142 179H143V178H142ZM184 179H183V181L186 182ZM61 180H62V179H61ZM77 180H78V179H77ZM77 180H76V181H77ZM96 180H98V179L96 178ZM127 180H129V179H127ZM134 180H135V179H134ZM162 180H163V179H162ZM193 180H194V179H193ZM70 181H71V180H70ZM70 181H68V183H69ZM79 181H81V180H79ZM89 181H90V180H89ZM93 181H94V180H92L91 182L93 183ZM110 181H111V180H110ZM125 181H126V180H125ZM143 181H144V179H143ZM143 181H142V182H143ZM148 181H149V180H147V182H148ZM166 181H167V180H166ZM169 181H170V180H169ZM169 181H168V182H169ZM195 181H196V180H195ZM4 182H5V181H4ZM10 182H11V181H10ZM84 182H85V181H84ZM94 182H95V181H94ZM108 182H109V181H108ZM127 182H128V181H127ZM127 182H126V183H127ZM144 182H146V179H145ZM144 182H143V183H144ZM147 182H146V184H147ZM162 182H163V181H162ZM171 182H169V183H171ZM181 182H182V181H181ZM8 183H9V182H8ZM8 183H7V184H8ZM70 183H71V182H70ZM70 183H69V185H70ZM77 183H78V182H76V184H77ZM111 183H112V182H111ZM111 183H110V184H111ZM163 183H164V182H163ZM193 183H194V181H193ZM9 184H10V183H9ZM65 184H66V182H65ZM73 184H74V183H73ZM81 184H82V183H81ZM81 184H79V186H80ZM88 184H90V183L88 182ZM110 184H109V185H110ZM159 184H160V183H159ZM184 184H185V183H184ZM66 185H67V184H66ZM66 185H65V186H66ZM148 185H150V182H149V184L146 185L145 188L148 189V187H149ZM182 185H183V184H182ZM185 185H186V184H185ZM79 186H78V189H77V190H79V189H80V190H83V189H81V188H83V187L80 186V187H81V188H80ZM90 186H91V185H90ZM90 186H89V187H90ZM105 186L107 187L108 185H105ZM105 186H104L103 189H105ZM126 186H127V185H126ZM142 186H143V185H142ZM151 186L153 187V184H151ZM180 186H181V185H180ZM201 186H202V184H201ZM1 187H2V186H1ZM67 187H68V185H67ZM69 187H71V186H69ZM72 187H73V186H72ZM102 187H103V186H102ZM109 187H110V186H109ZM87 188H88V187H87ZM145 188H144V189H145ZM164 188L166 189V187H164ZM202 188H203V187H202ZM0 189H1V188H0ZM61 189H62V186H61ZM69 189H70V188H69ZM109 189H110V188H109ZM144 189H143V191H144ZM150 189H151V188H149V192H150ZM64 190H65V189H64ZM75 190H76V188H75ZM80 190H79V192H80ZM88 190H89V188H88ZM160 190H161V189H160ZM170 190H172V189H170ZM183 190H186V188H183ZM41 191H42V190H41ZM54 191H55V190H54ZM67 191H68V190H67ZM90 191H93V190H90ZM105 191H106V190H105ZM147 191H148V190H147ZM147 191H144V193L147 192ZM168 191H169V190H168ZM168 191H167V192H168ZM186 191H188V189H187ZM202 191H206V190L202 189ZM2 192H4V191H2ZM16 192H17V191H16ZM50 192H51V191H50ZM59 192H60V191H59ZM59 192H58V193H59ZM61 192H63V191H61ZM64 192H65V191H64ZM107 192H108V191H107ZM130 192H131V191H130ZM130 192H129V193H130ZM133 192H134V191H133ZM149 192H148V193H149ZM160 192H162V191H160ZM169 192H170V191H169ZM172 192H173V191H172ZM172 192H170V194H171ZM52 193H53V192H52ZM58 193H57L56 195H58ZM68 193H69V192H68ZM85 193H86V192H85ZM87 193H88V192H87ZM101 193H102V192H101ZM150 193H151V192H150ZM163 193H164V192H163ZM165 193H166V192H165ZM206 193H207V192H206ZM246 193H247V192H246ZM6 194H9V193L7 192ZM72 194H73V193H72ZM72 194H71V197H75V196H72ZM77 194H78V193H77ZM83 194H84V193H83ZM106 194H107V193H106ZM136 194H137V193H136ZM172 194H173V193H172ZM177 194H178V192H177ZM61 195H62V194H61ZM61 195H60V196H61ZM68 195H70V194H68ZM75 195H76V194H75ZM130 195H131V193H130ZM173 195H174V194H173ZM173 195H172V196H173ZM215 195H217V193H215L214 196H215ZM39 196H40V195H39ZM84 196H85V195H84ZM124 196H125V195H124ZM146 196H148L147 193H146ZM170 196H171V195H170ZM174 196H175V195H174ZM174 196H173V198H174L173 201L175 202V201H176V198H175ZM0 197H1V196H0ZM6 197H7V196H6ZM51 197H53V196H51ZM56 197H57V196H56ZM66 197H67V196H66ZM66 197H65V198H66ZM86 197H87V196H86ZM95 197H96V196H95ZM103 197H105V195H104ZM135 197H137V195H136ZM216 197H217V196H216ZM67 198L71 199L70 197H67ZM79 198H80V197H79ZM82 198H83V197H82ZM88 198H89V197H87L86 199L88 200ZM49 199H50V198H49ZM89 199H91V198H89ZM99 199H100V198H98V199L96 198V199H95V200H97L96 202H98ZM119 199H120V198H119ZM123 199H125V198H123ZM144 199H145V195H144ZM148 199H149V198H148ZM166 199H167V198H166ZM183 199H184V198H183ZM3 200H4V199H3ZM12 200H13V199H12ZM64 200H65V199H64V197H63V202L65 203ZM66 200H67V199H66ZM74 200H75V199H73V202H74ZM80 200L83 201V199H80ZM120 200H121V199H120ZM127 200H128V199H127ZM146 200H147V199H146ZM201 200L203 201V199H201ZM45 201H46V200H45ZM52 201L54 202V200H52ZM75 201H76V200H75ZM89 201H90V200H89ZM99 201H100V202H101V201L103 202L104 200H99ZM122 201H123V200H122ZM125 201H126V199H125ZM187 201H189V200H187ZM20 202H21V201H20ZM20 202H19V203H20ZM27 202H28V201H27ZM50 202H51V200H50ZM60 202H61V201H60ZM79 202H80V201H79ZM100 202H98V203H100ZM106 202H107V201H106ZM138 202H139V201H138ZM143 202H144V201H143ZM148 202H149V200H148ZM174 202H173V203H174ZM189 202H190V201H189ZM17 203H18V202H17ZM43 203H45V202H43ZM51 203H52V202H51ZM98 203H97V205H98ZM120 203H121V201H120ZM123 203H124V202H123ZM7 204H8V203H7ZM20 204H21V203H20ZM60 204H61V203H60ZM60 204H59V205H60ZM81 204L83 205V204H84V201H83V203H81ZM81 204H80V205H81ZM103 204H104V203H103ZM103 204L101 203V204H99V206L101 205V208H102V206H104ZM138 204H139V203H138ZM145 204H146V203H145ZM166 204H167V202H166ZM175 204H176V203H175ZM8 205H9V204H8ZM8 205H7V207H6V211H7V209L9 210V211H7L8 213L11 212V211H13V210L16 211V209H17V211L19 212L20 207H19V208H13L12 206H9V207H8ZM34 205H36V204H34ZM39 205H40V204H39ZM42 205H43V204H42ZM52 205H53V203H52ZM52 205H51V206H52ZM62 205H64V204H62ZM74 205H76V204H74ZM88 205H89V204H88ZM88 205H87V206H88ZM91 205H92V204H91ZM121 205H122V204H121ZM142 205H143V203H142ZM173 205H174V204H173ZM184 205L186 206L185 203H184ZM19 206H20V205H19ZM28 206H29V203H28ZM37 206H38V205H37ZM67 206H68V205H67ZM94 206H95V205H94ZM106 206H107V205H106ZM127 206H128V205H127ZM151 206H153V205H151ZM187 206L193 207V206H191V205H187ZM10 207L12 208L11 211H10V209H11ZM53 207H54V206H53ZM69 207L72 208L70 205H69ZM84 207H85V204H84ZM143 207H144V206H141V207L138 208V207H135V204H134V208H135V209L138 208V210H139V209L142 208L141 211L139 210V213L141 212L142 215L144 214L143 212H145V211H143ZM148 207H149V206H148ZM148 207H147L146 212L149 210ZM160 207H161V206H160ZM0 208H2V207H0ZM9 208H10V209H9ZM35 208H36V207H35ZM41 208H42V207H41ZM51 208H52V207H51ZM70 208H69V209H70ZM113 208H114V206H113ZM121 208H122V206H121ZM126 208H127V207H126ZM126 208H125V209H126ZM134 208H133V209H134ZM153 208H154L155 211H157V209H156L155 206H154ZM171 208H172V207H171ZM176 208H178V207H176ZM185 208H186V207H185ZM38 209H39V206H38ZM48 209H49V208H48ZM59 209H60V212L63 213V211L61 210V208H59ZM69 209L67 208V210H69ZM86 209H87L88 212H89V209H88L87 207H86ZM106 209H107V208H106ZM110 209H111V208H110ZM135 209H134V210H135ZM229 209H230V208H229ZM20 210H23V209H20ZM34 210H35V209H34ZM46 210H47V209H46ZM52 210H54V209H52ZM56 210L58 211V208H56ZM67 210H66V211H67ZM70 210H71V209H70ZM103 210H104V209H103ZM134 210H133L134 213H135V212H138L137 209H136L137 211H134ZM151 210H152V208H151ZM184 210H185V209H184ZM28 211H29V210H28ZM43 211H44V210H43ZM80 211H81V210H80ZM80 211H79V213H78V211L74 212V213H73V217H74V214H75V213H78V217L80 218V217H81V213H82V212H80ZM95 211H96V207H95ZM97 211H100V210L97 209ZM97 211H96V212H97ZM119 211H121V210H119ZM142 211H143V212H142ZM164 211H165V210H164ZM203 211H204V210H203ZM60 212H59V213H56V212H55V214H56V215L59 214L58 216L60 217V215H61ZM84 212H85V211H84ZM109 212H111V211H109ZM149 212H150V211H149ZM149 212H148V213H149ZM151 212H153V210H152ZM176 212H177V211H176ZM178 212H181V211H179V208H178ZM223 212L226 213V211H223ZM236 212H237V211H236ZM8 213H7V214H8ZM15 213H16V212H15ZM37 213H38V212H37ZM48 213H49V212H48ZM141 213H140V214H141ZM148 213H146V215L144 214V216L146 217L147 215L150 214V213H149V214H148ZM181 213H182V212H181ZM200 213H201V211H200ZM221 213H222V212H221ZM227 213L230 214V211H229V212L227 211ZM238 213H239V211H238ZM4 214H5V213H4ZM19 214H20V213H19ZM38 214H39V213H38ZM82 214H83V213H82ZM100 214L103 215V218L101 219V221H100V223H99V226L102 228L103 226L100 225V224L102 223V220L105 219V216H107L108 219H109L110 217H109L108 215H104V214H103V211H102ZM132 214H133V213H132ZM140 214L135 213V214H133V215H135L136 217H140V216H138V215H140ZM179 214H180V213H179ZM223 214H224V213H222V216H223ZM229 214H228V215H229ZM0 215H1V212H0ZM11 215H12V214H11ZM14 215H15V214H14ZM16 215H17V213H16ZM28 215H29V214H28ZM64 215H65V214L63 213V218L65 217ZM75 215H76V214H75ZM91 215H92V214H91ZM102 215H101V216H102ZM122 215H123V214H121V216H122ZM128 215L130 216V214H128ZM133 215H132V216H133ZM142 215H141V216H142ZM158 215H159V214H158ZM195 215H196V214H195ZM200 215H201V214H200ZM230 215H231V214H230ZM29 216H30V215H29ZM37 216H38V215H37ZM61 216H62V215H61ZM97 216H99V215H98V212H97ZM97 216H96V218H97ZM132 216H130V217H132ZM159 216H160V215H159ZM163 216H165V215H163ZM224 216H225V215H224ZM11 217H12V216H11ZM16 217H17V216H16ZM19 217H20V216H19ZM56 217H57V216H56ZM66 217L68 218V215H67ZM75 217H76V216H75ZM84 217H86V218H84ZM145 217H144V218H145ZM24 218H25V217H24ZM35 218H36V217L34 216V219H35ZM57 218H58V217H57ZM67 218H64V219H67ZM88 218H89V217H88ZM127 218H128V217H127ZM144 218H143V220H144ZM146 218H147V217H146ZM208 218H209V217H208ZM238 218H241V217H238ZM9 219H10V217H9ZM47 219H48V218H47ZM49 219H50V218H49ZM59 219H60V218H59ZM68 219H69V218H68ZM68 219H67L66 221H68V222L71 221L70 219H69V220H68ZM75 219H76V218H75ZM84 219H85V221H86L87 216L82 215V221H83ZM89 219H90V218H89ZM97 219H99V217H98ZM163 219H164V217H163ZM24 220H26V218H25ZM79 220H80V219H79ZM110 220H111V218L109 219V222H108L109 224L106 222V224H108L107 226H106V224L104 225V227H105L104 229L107 228V229L105 230V231H107V232H108V229H109V230H110V229L112 230V228H117V227H118V226H117V227L115 226V224H117V223H116L117 221H116L113 225H111L112 227H110V224H111ZM117 220H118V219H117ZM119 220L121 221V218H119ZM127 220H128V219L122 221V224H123V222H126ZM134 220H135V221H136V220L138 221V218H135ZM141 220H142V219H141ZM143 220H142V221H143ZM151 220L154 221V219H151ZM156 220H157V219H156ZM170 220H171V219H170ZM178 220L180 221L181 219H178ZM178 220L176 219V221H178ZM224 220H225V219H224ZM239 220L244 221V220H242V219H239ZM255 220H256V219H255ZM263 220H264V219H262V221H263ZM87 221H90V220L87 219ZM95 221H96V219H95ZM104 221H106V220H104ZM129 221H131V219H130ZM132 221H133V220H132ZM142 221H139V222L137 223V226H139V225H140L139 223L142 222ZM145 221H146V220H145ZM145 221L143 222L144 224H145ZM158 221H159V220H158ZM162 221H164V220H162ZM189 221H191V220H189ZM204 221H205V220H204ZM211 221H212V219H211ZM216 221H217V220H216ZM216 221H213V222L216 223ZM222 221H223V220H222ZM226 221H227V218H226ZM237 221H238V220H237ZM3 222H4V221H3ZM75 222H76V221H75ZM133 222H134V221H133ZM156 222H157V221H156ZM156 222H155V224H156ZM183 222H184V221H183ZM206 222H207V221H206ZM252 222H253V221H252ZM36 223H38V222H36ZM49 223H50V222H49ZM69 223H70V222H69ZM79 223L81 224V222H79ZM88 223H89V222H88ZM157 223H158V222H157ZM189 223H190V222H189ZM220 223H221V222H220ZM248 223H250V222L248 221ZM9 224H10V223H9ZM24 224H25V223H24ZM24 224H23V225H24ZM28 224H29V223H28ZM71 224H72V223H70V226H73V225H71ZM91 224H94V225H95V223L92 222V223H90V225L87 224V227H88V226L91 227ZM128 224H129V223H128ZM132 224H133V223H132ZM134 224L136 225V223H134ZM134 224H133V226H134ZM138 224H139V225H138ZM146 224H147V223H146ZM250 224H251V223H250ZM263 224H264V223H263ZM14 225H15V224H14ZM34 225H35V224H34ZM94 225H92V226H94ZM126 225H127V223H126ZM142 225H143V224H142ZM156 225H157V224H156ZM156 225H155V226H156ZM165 225H166V224H165ZM171 225H172V224H171ZM177 225H178V224H177ZM179 225H180V224H179ZM181 225H183V224L181 223ZM241 225H242V224H241ZM243 225H245V224H243ZM10 226H11V225H10ZM12 226H13V225H12ZM127 226H128V225H127ZM137 226H135V228H136ZM152 226H153V225H152ZM155 226H154V227H155ZM160 226H161V225H160ZM218 226H219V225H218ZM8 227H9V226L5 227V229L8 228ZM73 227H74V226H73ZM80 227H81V226H80ZM109 227H110V228H109ZM131 227H132V225H131ZM145 227H146V226H145ZM176 227H177V229L179 230L180 227H178V226H176ZM196 227H198V224H197ZM204 227H205V225H204ZM214 227H215V226H214ZM239 227H240V226H239ZM244 227H245V226H244ZM248 227H249V226H248ZM27 228H28V225H27ZM29 228H32V227H29ZM29 228H28V229H29ZM36 228H39V227H36ZM68 228H69V227H68ZM68 228H63V229L66 230V229H68ZM129 228H130V227H129ZM133 228H134V227H133ZM133 228H132V229H133ZM155 228H156V227H155ZM155 228H153V229H155ZM162 228H163V227H162ZM194 228H195V227H194ZM216 228H217V227H216ZM235 228H236V227H235ZM12 229H13V227H12ZM17 229H18V228H17ZM20 229H21V228H20ZM28 229H27V230H28ZM56 229H57V227H56ZM60 229L62 230V227H61ZM81 229H82V228H81ZM160 229H161V228H160ZM171 229H172V227H171ZM173 229H174V228H173ZM210 229H211V228H210ZM222 229H223V228H222ZM222 229H221V230H222ZM232 229H234V227H233ZM246 229H247V228H246ZM6 230H7V229H6ZM24 230H25V229H24ZM30 230H31V229H29V231H30ZM37 230H39V229H37ZM74 230L76 231V234H77V230H76L75 227H74ZM74 230H73V231H74ZM100 230H101V229H100ZM102 230H103V228H102ZM115 230L117 231L118 229H115ZM127 230H128V228H127ZM133 230H134V229H133ZM140 230H141V229H140ZM143 230H144V229H143ZM145 230H146V229H145ZM194 230H195V229H194ZM194 230H193V231H194ZM201 230H202V229H201ZM208 230H209V229H208ZM247 230H248V229H247ZM252 230H254V229H252ZM260 230H261V228H260ZM3 231H4V230H3ZM19 231H20V230H19ZM62 231H63V230H62ZM62 231H61V232H62ZM80 231H81V230H80ZM123 231H124V230H123ZM156 231H157V230H156ZM172 231L174 232V230H172ZM175 231H176V230H175ZM184 231H185V230H184ZM198 231H199V230H198ZM213 231H214V230H213ZM223 231H224V230H223ZM227 231H228V229H227ZM239 231H240V230H239ZM261 231H262V230H261ZM13 232H14V229H13ZM30 232H31V231H30ZM30 232H29V233H30ZM33 232H34V231H33ZM107 232H105V233H107ZM110 232L112 233V231H110ZM110 232H109V234H110ZM114 232H115V231H113V233L110 234V236H111V235H112V236L114 235V237H117L118 234H116V233H114ZM119 232H120V231H119ZM124 232H125V231H124ZM132 232H133V231H132ZM153 232H154V230H153ZM164 232H165V231H164ZM173 232H172V234L174 235ZM181 232H182V231H181ZM236 232H237V230H236ZM258 232H259V231H258ZM3 233H4V232H3ZM5 233H6V232H5ZM7 233H10V234H11V232H9V230H8ZM15 233H16V231H15ZM15 233H14V234H15ZM18 233H19V232H18ZM99 233H100V232H99ZM140 233H141V232H140ZM142 233L144 234V232H142ZM146 233L148 234V230H146ZM166 233H167V232H165L164 234H166ZM168 233H170V232H168ZM242 233H243V232H242ZM247 233H249V231H248ZM22 234H23V233H22ZM30 234H31V233H30ZM33 234H34V233H33ZM93 234H94V233H93ZM107 234H108V233H107ZM109 234H108V235H109ZM143 234H141V235H143ZM150 234H151V232H150ZM213 234H214V233H213ZM228 234H229V232H228ZM228 234H227V236H228ZM236 234H237V233H236ZM244 234H246V233H244ZM251 234H252V233H251ZM4 235H5V234H4ZM8 235H9V234H8ZM8 235H7V236H8ZM15 235H16V234H15ZM71 235H72V234H71ZM108 235H107V236H108ZM115 235H116V236H115ZM119 235H121V234H119ZM136 235H138V234L136 233ZM145 235H146V234H145ZM145 235H144V237H145ZM152 235H154V233H152ZM185 235H189V237L192 236L191 233H190V234H187L186 232H185ZM185 235H183V236H185ZM205 235H206V234H205ZM211 235H212V234H211ZM224 235H226V233H224V234L221 235V236H224ZM229 235H230V234H229ZM232 235H233V234H232ZM5 236H6V235H5ZM5 236H4V237H5ZM9 236H10V235H9ZM68 236H69V235H68ZM79 236H80V235L77 234V237H79ZM81 236H83V235H81ZM87 236H88V235H87ZM87 236H86V237H87ZM107 236H106V237H107ZM112 236H111V237H112ZM138 236H139V235H138ZM138 236H137V237H138ZM163 236H164V235H163ZM166 236L168 237V235H166ZM200 236H201V235H200ZM208 236H209V235H208ZM230 236H231V235H230ZM230 236H229V237H230ZM252 236H253V235H252ZM4 237H2V241H3V238H4ZM19 237H21V236H19ZM28 237H29V236H27V239H28ZM66 237H67V236H66ZM72 237H73V236H72ZM99 237H101V236H99ZM99 237L96 236V237H93V238L96 239V238H99ZM118 237H120V238L122 237L123 239L126 238L125 235H123V236L121 235V236H118ZM124 237H125V238H124ZM142 237H143V236H142ZM185 237H186V236H185ZM189 237H188V238H189ZM197 237H199V236H197ZM201 237H203V236H201ZM209 237H211V236H209ZM229 237H224V238H223V239H226V240L228 239V240H229V243H228V240H227V244H226L227 246H228V244L230 245V244L232 243V242L230 243L231 238L229 239ZM255 237H256V236H255ZM48 238H49V237H48ZM63 238H64V237H63ZM68 238H69V237H68ZM79 238H80V237H79ZM79 238H78V239H79ZM84 238H85V235H84ZM88 238H90V237H88ZM93 238H91V239H93ZM101 238H103V237H101ZM108 238H109V236H108ZM112 238H113V237H112ZM120 238H118V240L123 241V239H122V238L120 239ZM134 238H135V237H134ZM134 238H133V239H134ZM151 238H152V236H151ZM151 238L149 239V241L151 240ZM163 238H164V237H163ZM232 238L234 239L235 242L238 241V240H236L235 236H232ZM0 239H1V238H0ZM8 239H9V238H8ZM22 239H23V238L21 237L20 241H21ZM71 239H72V238H71ZM99 239H100V238H99ZM99 239H98V240H99ZM115 239H116V238H115ZM140 239H141V237L139 238V240H140ZM153 239H154V236H153ZM179 239H180V238H179ZM201 239H202V238H201ZM247 239H248V238H247ZM4 240L7 241L6 239H4ZM10 240H11V239H9V241H10ZM25 240H26V238H25ZM66 240H67V239H66ZM66 240H65V241H66ZM79 240H80V239H79ZM86 240H87V239H86ZM113 240H114V238H113ZM147 240H148V239H147ZM147 240H146V241H147ZM173 240H174V239H173ZM214 240H215V239H214ZM226 240H224V241H226ZM0 241H1V240H0ZM69 241H70V240H69ZM80 241H81V240H80ZM89 241H90L89 239L87 240V242L84 241V244L87 243V245H88V243L91 242V241H90V242H89ZM110 241H111V240H110ZM129 241H130V240H129ZM146 241H145V242H146ZM164 241H165V240H164ZM175 241H176V239L174 240V243L176 244L177 241H176V242H175ZM180 241H181V240H180ZM180 241H179V243H181ZM206 241H207V240H206ZM221 241L224 242L223 240H221ZM7 242H8V241H7ZM93 242H94V241H93ZM101 242H102V241H101ZM125 242L128 243V241H124L123 244H124ZM132 242H133V241H132ZM151 242H153V240H151L150 243L146 242V244L148 243V244H147L148 246H149L150 244L152 245ZM185 242H186V241H185ZM17 243H18V244H19V243L22 244V242H19V241H18ZM17 243H16V244H17ZM35 243L38 245L37 242H35ZM91 243H92V242H91ZM91 243H90V244H91ZM95 243H96V242H95ZM102 243H103V242H102ZM120 243H121V242H120ZM127 243H125V244H127ZM154 243H155V242H154ZM160 243H161V242H160ZM170 243H172V241H169V244H170ZM179 243H177L178 246H179ZM189 243H190V242H189ZM224 243H226V242H224ZM240 243H243V242H239V244H240ZM244 243H245V242H244ZM254 243H255V242H254ZM5 244H6V243H5ZM18 244H17V245H18ZM74 244H75V243H74ZM111 244H112V243H111ZM125 244H124V245H125ZM137 244H138V243H137ZM143 244H144V242H143ZM161 244H163V242H162ZM175 244H174V245H175ZM177 244H176V245H177ZM193 244H194V243H193ZM220 244L222 245V243H220ZM220 244H219V245H220ZM232 244H233V243H232ZM232 244H231V245H232ZM12 245H14V244H12ZM17 245H16V246H17ZM32 245H34V243H33ZM32 245H31V246H32ZM76 245H77V244H76ZM96 245H97V243H96ZM104 245H105V244H104ZM106 245H107V244H106ZM106 245H105V246H106ZM112 245H115V246H113L114 248L116 247L115 242H114ZM117 245H118V243H117ZM124 245L121 247L122 249L125 248ZM127 245H129V243H128ZM138 245H139V244H138ZM151 245H150V247H151ZM159 245H160V244H159ZM165 245H167V243H165L163 246H165ZM170 245H171V244H170ZM207 245H208V244H207ZM207 245L205 246V250H204V252H206V251L210 248V247H208ZM219 245H218V246H219ZM39 246H40V245H38L37 247H39ZM88 246H89V245H88ZM148 246H147V247H148ZM168 246H169V245H168ZM171 246H172V245H171ZM223 246H224V245L220 246V248L223 249ZM257 246H258V244H257ZM2 247H3V246H2ZM4 247H5V246H4ZM21 247H22V246H21ZM83 247L85 248V246H83ZM83 247H82V245H81V249H82ZM131 247H132V246H131ZM158 247H159V246H157V248H158ZM184 247H185V246H184ZM188 247H189V246H188ZM207 247H208V249H207ZM216 247H217V246H216ZM231 247H232V246H231ZM22 248H23V247H22ZM31 248H33V247H31ZM35 248H36V246H35ZM84 248H83V250L85 251L86 249H84ZM89 248H91V247L89 246ZM97 248H98V247H97ZM121 248H120V249H121ZM142 248H143V247H142ZM154 248H155V247H154ZM172 248H173V247H172ZM172 248H171V249H172ZM174 248H175V247H174ZM178 248H179V247H178ZM218 248H219V247H218ZM220 248H219L218 250H220ZM224 248H227V247L224 246ZM245 248H246V247H245ZM245 248H243V249H245ZM68 249H69V248H68ZM72 249H73V248H72ZM81 249H80V251H81ZM103 249H104V248H103ZM126 249H127V247H126ZM132 249H133V248H132ZM168 249H169V248H168ZM184 249H185V248H184ZM184 249H183V250H184ZM194 249H195V248H194ZM194 249H193V251H194ZM206 249H207V250H206ZM211 249H212V248H211ZM254 249H255V248H254ZM39 250H40V249H39ZM43 250H44V249H43ZM54 250H55V249H54ZM64 250H65V249H64ZM64 250H63V251H64ZM89 250H90V249H89ZM89 250L85 251V254H84V251H83V254H84L87 258H89L92 262H93V261H94V262H97V261L101 260V259H100V253H99V252H96V250H95L94 247H93V250H92V248H91L90 253H89ZM104 250H105V249H104ZM124 250H125V249H123V251L118 252V254L121 253V252L125 253L126 251H124ZM143 250H144V248H143ZM12 251H13V250H12ZM15 251H17V249H16ZM20 251H21V250H20ZM105 251H106V250H105ZM107 251L109 252V249H108ZM115 251H116V250H115ZM118 251H119V250H118ZM127 251H128V250H127ZM137 251H138V250H137ZM144 251H145V250H144ZM144 251H142V253H143ZM148 251H149V250H147V252H148ZM151 251H152V249H151ZM165 251H166V250H165ZM165 251H164V252H165ZM172 251H173V250H172ZM172 251H169V250H168V252H172ZM175 251H176V250H175ZM180 251H182V250H180ZM186 251H189V250L187 249ZM237 251H238V252L240 251V252L243 254L242 249H241V250L238 249ZM237 251H236L235 255L238 253ZM0 252H1V250H0ZM9 252H11V250H10ZM22 252H23V250H22ZM44 252H45V251H44ZM44 252H43V253H44ZM65 252H67V251H65ZM71 252H72V251H71ZM110 252H111V251H110ZM110 252H109V253H110ZM147 252H146V254H148ZM149 252H150V251H149ZM162 252H163V251H162ZM207 252H208V251H207ZM240 252H239V253H240ZM6 253H7V252H6ZM11 253H12V252H11ZM45 253H47V252H45ZM45 253H44V256L46 255ZM73 253H74V251H73ZM77 253H78V252H77ZM98 253H99V254H98ZM128 253H129V251H128ZM137 253H138V252H137ZM156 253H157V252H156ZM166 253H167V252H166ZM225 253H226V252H225ZM225 253L223 252L222 254L225 255ZM239 253L237 254L238 256H239ZM7 254H8V253H7ZM41 254H42V252H41ZM41 254H40V255H41ZM51 254H52V255H51V256H52L51 259H52V258H54V257H53L54 254H53V253H51ZM80 254H81V253H80ZM112 254H113V251H112ZM114 254L117 255L116 252H114ZM130 254H133V251H132V250H131V253H130ZM158 254H159V253H158ZM161 254H163V253H161ZM200 254H201V253H200ZM228 254H229V253H228ZM228 254L225 255V256H226L225 259H224V262H225V263H226L225 260H227L229 257H230L229 259H232V258H231V255H229V257H227ZM242 254H240V257L243 256ZM245 254H246V253H245ZM119 255H120V254H119ZM119 255H117V256H119ZM121 255H122V254H121ZM133 255H134V254H133ZM133 255H132L131 257H135V256H133ZM138 255L140 256L141 254L138 253ZM148 255H149V254H148ZM148 255H147V256H148ZM150 255H151V254H150ZM178 255H179V254H178ZM185 255H186V254H185ZM219 255H220V254H219ZM237 255H236V256H237ZM4 256H5V255H4ZM112 256H114V255H112ZM112 256H110V257H107V256H106V257H104V256L102 257V256H101V257H102V260L100 261V264H117V263L119 262V257L116 258L117 256H116V257H112ZM153 256H154V255H153ZM155 256H156V255H155ZM155 256H154V257H155ZM167 256H169V255H167ZM171 256H172V255H171ZM194 256H195V254H194ZM203 256H204V255H203ZM39 257H42V256H39ZM120 257H121V256H120ZM129 257H130V256H129ZM158 257H159V255H158ZM158 257H157V260H159ZM161 257H162V256H161ZM161 257H160V258H161ZM180 257H181V256H180ZM180 257H179V258H180ZM248 257H249V256H248ZM248 257H247V258H248ZM5 258H6V257H5ZM8 258H9V257H8ZM44 258H47V256H45ZM84 258H85V257H84ZM114 258H115V259H114ZM137 258H138V257H137ZM167 258H168V257H167ZM175 258H176V257H175ZM243 258H244V257H243ZM243 258H240V259H243ZM249 258H250V257H249ZM42 259H43V258H42ZM49 259H50V258H49ZM141 259H142V258H141ZM214 259H215V258H214ZM229 259H228V260H229ZM40 260H41V259H40ZM54 260H55V259H54ZM54 260H53V261H54ZM134 260H135V259H133V262H135ZM136 260H137V259H136ZM216 260H217V259H216ZM232 260H234V259H232ZM37 261H38V260H37ZM53 261H52V262H53ZM61 261H62V260H61ZM139 261H140V260H139ZM139 261H138V263H139ZM163 261H164V260H163ZM180 261H181V260H180ZM196 261H197V259L195 260V263H196ZM218 261H219V259H218ZM230 261H231V260L228 261V264L230 263ZM43 262H44V260H43ZM46 262H47V259L45 260L44 263H46ZM55 262H57V261L55 260ZM94 262H93V263H94ZM130 262L132 263V261H130ZM145 262H146V261H145ZM189 262H190V261H189ZM233 262H234V263H237V262H235V261H233ZM65 263H66V262H65ZM138 263H137V264H138ZM179 263H181V262H179ZM49 264H50V263H49ZM52 264H54V263H52ZM66 264H67V263H66ZM69 264H70V263H69ZM152 264H155V263L153 262ZM172 264H174V263H172ZM196 264H198V262H197Z\"/></svg>",
    "mask_w": 264,
    "mask_h": 264
}]
</instances>
